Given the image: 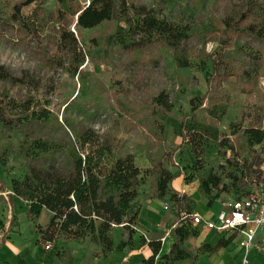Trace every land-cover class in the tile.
I'll use <instances>...</instances> for the list:
<instances>
[{"label":"rangeland","instance_id":"374dc122","mask_svg":"<svg viewBox=\"0 0 264 264\" xmlns=\"http://www.w3.org/2000/svg\"><path fill=\"white\" fill-rule=\"evenodd\" d=\"M20 1L24 0H0V22L10 18L13 6ZM88 1L36 0L22 6V16L34 24V34L19 24L13 31L0 24V66L17 77L27 73L30 79L27 84L0 80V100L21 103L31 99L47 108L51 112L50 139L64 138L55 123L58 119L69 135V124L77 129L92 126L120 151L132 153L135 166L149 170L140 186L137 199L140 208L155 192L153 171L163 164L178 174L168 195L154 199L166 216L173 213V208L165 210L164 207L175 189L186 195L187 209H209L208 197L198 191L201 179L232 154L242 159L249 156L251 148L247 138L238 130L258 126L264 111V54L257 43L240 39L237 33L225 35L224 25L238 17L235 6L241 1L248 9L252 8L243 26L261 27L264 0H166L165 3L145 0L148 5L160 7L162 19L188 36L181 52L175 53L169 46L171 39L165 36H162L163 42L157 36L159 41L147 46L141 40L144 47L128 51L112 37L116 24L106 22L94 29L82 30L86 59L74 75L76 64L72 60L64 68H57L45 60V54L61 56L57 52L55 26L58 10L62 8L70 14L77 4L84 7ZM70 29L75 30L73 23ZM225 36L228 44L218 48L221 49L219 69L213 71L209 56L217 46H222L220 42ZM180 61H187L189 66L181 67ZM162 94L169 100L167 108L157 103V97ZM198 105V111L190 116L192 108ZM181 129H184V142ZM226 139L231 146L226 145ZM27 143L19 133L0 134V182L3 184L0 242L11 225L26 219L34 241L43 251L47 255H60L67 242L51 243V249L45 250L47 243L38 240L37 227L45 226L49 220L45 211L30 214L28 204L16 196L10 199L11 181L21 180L27 173L23 156ZM170 155L173 163L169 162ZM229 198L233 196H222L213 206L219 207L220 202ZM189 230L184 247L197 243V235L192 234L196 228L191 226ZM118 236L122 240L123 231L116 228L112 235L114 243ZM82 244L87 253L101 256L100 247ZM253 248L261 251L264 240H258Z\"/></svg>","mask_w":264,"mask_h":264},{"label":"trees","instance_id":"16d2710c","mask_svg":"<svg viewBox=\"0 0 264 264\" xmlns=\"http://www.w3.org/2000/svg\"><path fill=\"white\" fill-rule=\"evenodd\" d=\"M35 1H20L13 6L10 18L0 24L7 26L10 31L19 24L24 30L34 34V24L23 18L21 7L29 6ZM160 1L165 3L166 0ZM239 2L240 5L235 6L238 17L225 23L224 34L237 33L240 39L246 38L248 42L257 43L264 54V25L259 28L253 24L244 27L243 23L247 22L252 8L250 10L243 2ZM162 14L160 7L148 5L145 0H89L84 7L77 4L70 14L61 8L55 18L57 52L61 56L45 54V60L57 68H64L72 60V64H76L73 73L78 74L79 66L86 59L82 30H91L106 22L116 24L112 37L128 51L139 49L142 46L141 40H144V46H147L159 41L157 38L165 36L171 39L169 46L173 51L181 52L188 36L177 26L162 19ZM72 23L76 33L70 29ZM164 40L160 39L161 42ZM226 42L225 36L220 42L222 46H217L213 51L212 55L215 56H209L213 71L219 69L220 50L228 44ZM186 62L180 61L179 64L181 67H187L189 65ZM0 80L12 84L30 82L27 73L17 77L4 66H0ZM157 103L161 107H169V100L164 94L157 97ZM199 108L200 105L192 108L190 116ZM263 118L264 111L258 126L238 130V133L246 136L250 148L253 149H250L247 158L242 159L239 155L232 154L224 164L201 179L198 191L208 197L206 205L209 208L222 196L232 195L236 199L246 197L255 185L264 180L260 171L264 159ZM50 120L51 112L31 99L21 103L0 100V134L15 132L28 141L23 150L27 173L23 179L11 181V201L16 196L29 205L30 214L38 215L44 210L48 215L47 224L37 227L39 241L90 243L100 247L101 256H95L104 259L114 250L134 248L133 236L136 234L135 226L141 212L137 199L140 186L149 170L135 166L132 153L120 151L114 142L92 126L77 129L69 124V135L56 119L55 123L63 131L64 138L50 139ZM181 130L183 134L184 129ZM184 140L185 135L183 142ZM226 142V145H230L228 139ZM172 160L173 156L170 155L169 162L173 163ZM174 165L178 171L181 170L178 164ZM153 174L155 192L149 200L163 199L168 195L178 174L170 172L163 164H159ZM1 192L3 184L0 182ZM188 203L185 194L171 193L169 208H173L176 215V223L170 231L174 242L169 254L161 256L158 264H172L191 257L190 251L183 244L192 225L178 220L182 211L192 212L186 208ZM116 228L123 231V239L118 244H115L112 238ZM192 234L198 235L197 230H193ZM230 241L220 239L216 248ZM138 243L148 245L152 250V255L142 264H157L156 257L161 251V239H145L141 234Z\"/></svg>","mask_w":264,"mask_h":264},{"label":"crops","instance_id":"0c3cea01","mask_svg":"<svg viewBox=\"0 0 264 264\" xmlns=\"http://www.w3.org/2000/svg\"><path fill=\"white\" fill-rule=\"evenodd\" d=\"M176 181L175 179L173 182ZM175 190L177 193L180 192V189ZM215 208L218 209L214 211ZM220 210L221 204L219 207L213 206L205 211L199 209L193 212L211 217ZM175 221V213L166 216L158 202L147 199L146 202H143L140 218L135 226L136 234L133 236L135 247L114 250L107 259H104L87 253L85 245L78 242H67L60 255L58 253L47 255L34 241L35 236L31 234L26 219H20L11 225L9 232L4 234L0 242V264H142L152 255V250L148 245H139L138 243L143 233L147 235L148 239H159V235H165L161 251L156 257L158 264L160 257L169 254L171 250L174 239L170 235V231L176 223ZM195 228L198 232L196 245L185 247L190 251L191 257L175 261L172 264H242L244 251L239 247L238 240L222 238L215 231L206 230L202 226ZM220 239L231 241L216 248ZM260 239L264 240V235H261L258 240ZM120 240V236H118L115 239V244H118ZM58 243L65 242L58 240ZM260 250L252 248L249 256L251 263L264 264V248Z\"/></svg>","mask_w":264,"mask_h":264},{"label":"built area","instance_id":"2783aa9c","mask_svg":"<svg viewBox=\"0 0 264 264\" xmlns=\"http://www.w3.org/2000/svg\"><path fill=\"white\" fill-rule=\"evenodd\" d=\"M72 31L75 32L74 29ZM260 171L264 177V159ZM221 204V210L214 216L207 217L186 210L180 213L179 220L183 223L189 222L193 227L202 226L206 230L215 231L222 238H235L244 251L242 264H255L250 262L249 256L256 241L264 235V180L255 185L246 197L229 198ZM169 206L165 205L164 209L168 210ZM143 237L148 239L145 233ZM164 240L161 238L162 243ZM51 247L52 244L47 243L45 250H50Z\"/></svg>","mask_w":264,"mask_h":264}]
</instances>
